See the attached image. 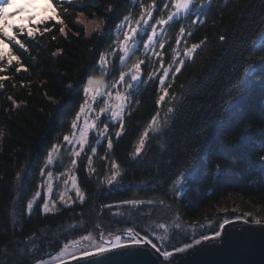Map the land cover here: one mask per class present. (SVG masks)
<instances>
[{
  "label": "trees",
  "instance_id": "1",
  "mask_svg": "<svg viewBox=\"0 0 264 264\" xmlns=\"http://www.w3.org/2000/svg\"><path fill=\"white\" fill-rule=\"evenodd\" d=\"M70 2L73 6L63 5L67 14L59 9L63 25L56 20L37 24L39 31L33 37L27 36L26 29L24 33L14 29L24 47L14 41L8 44L20 57V63L13 61L9 65L7 57L0 61V264H36L97 228H134L150 236L149 228L182 224L232 195L263 206L264 170L258 161L264 156V89L258 84L248 91L222 135L213 128L202 153L203 171L197 180L181 197H175L172 185L179 181L197 142L206 135L203 129L208 128L213 117L219 119L221 96L232 87L230 81L235 82L241 75L249 56L264 53V0H211L198 19L192 14L165 25V37H160L163 53L133 60L134 64L143 61L141 73L143 83H147L127 93L121 136H115L119 123L103 114L99 124L105 121L108 133L101 138L92 132L89 144L76 158L63 137L73 132L72 122L85 102L84 89L91 78L109 84L113 81L111 76L119 73L121 59L117 47L123 35H119L118 26L125 16L137 22L153 0ZM165 3L169 4L167 9ZM155 4L150 20L167 18L170 0H155ZM81 16L99 21L101 27L89 32L79 22ZM193 19L197 22L192 23ZM182 26L183 35L179 32ZM60 27L65 28L63 33ZM221 35L225 41H220ZM177 37L185 48L201 40L205 43L191 55L182 50L176 61L173 49ZM100 53L108 57V66L103 69L97 64ZM177 67L181 68L179 73L175 72ZM165 69L168 76L161 84L159 78ZM164 89L168 94L158 104ZM153 116H157V124H152ZM246 128L250 131L242 138L241 132ZM146 130L149 135L142 155L135 158V148ZM108 136L113 140L112 149H108ZM53 145L58 148L55 170L69 166L73 159L77 161L74 168L85 199L76 196L69 203L57 199L55 207L45 212L42 194L29 212L28 200L40 189L44 173L52 168L47 156ZM92 148L96 151L92 152ZM112 161L120 166L122 177L115 186L107 184ZM214 165L225 169V174L215 173ZM60 187L57 182L54 200ZM131 200L144 203H123ZM236 213L227 210L211 217L215 219V230L224 218H234ZM200 231L189 232L185 226L174 230L165 241V248L172 250L189 244Z\"/></svg>",
  "mask_w": 264,
  "mask_h": 264
},
{
  "label": "snow or ice",
  "instance_id": "2",
  "mask_svg": "<svg viewBox=\"0 0 264 264\" xmlns=\"http://www.w3.org/2000/svg\"><path fill=\"white\" fill-rule=\"evenodd\" d=\"M11 2L12 0H0V61H3L4 58L7 57V63L9 65H12L13 61L19 64L20 57L16 56L11 50V48H9L8 42L14 41L15 45H18L20 48L24 47L21 40L17 37L14 29L18 28L20 33H24L26 29L28 37H33L36 34V32L39 31L38 28H33L23 23L17 25L8 22L9 17L15 15V13H9L6 10V6ZM65 3H68V6H73L70 0H56V2H54V0H47V5L41 9V11L45 13V15L40 16L39 13L32 12L27 17H22L21 19L22 20L27 19L30 24L33 21H35L37 24H44L46 21L56 20L58 23L63 25L64 20L61 18V11L59 9H62L63 13L67 14V8L63 7ZM170 3L172 6H174L175 12H169L167 19L161 18L157 21V24L161 26L168 25L171 22L175 21L178 17L186 18L188 15H192V14H195L198 19L199 14L203 11L204 6L206 4H210L211 0H170ZM28 4L31 5V0H28ZM193 4L197 5V7L193 8L192 7ZM75 6H81V5H75ZM153 7H156L155 0H153V4L149 6L148 9H145L141 12V21L144 24H148V21L144 20L145 15H147L148 18H152L151 9ZM164 7L165 9H167L169 7V4L165 3ZM49 9H51V13H52L51 15H47ZM109 10H111V6H109ZM16 11L25 12L27 11V8L19 7L16 9ZM128 19L129 17L127 16L124 17L125 22H127ZM197 19H193L192 23H196ZM141 21H138L137 23L139 24ZM150 26L152 28V34L148 36V42L145 44V47L151 46L153 37L156 35V25H150ZM59 30L60 32L63 33L65 31V28L60 27ZM44 31L47 32L48 29L45 28ZM129 32L138 35L137 28L130 27ZM179 32L181 35H183L185 33V28L182 26L179 29ZM131 38L132 37L129 35V33L124 34V40H123L124 55L120 57L121 60H123L125 56H130V52L128 50L127 44ZM219 39L220 41H225L226 37L224 35H221ZM261 40H264V36H261ZM179 43L180 41L177 40V44ZM204 43L205 41L201 40L199 44H193L191 48H186L185 55H191ZM160 47L164 48V44L161 43ZM135 50H138V48L133 49V51ZM157 55H159V53H157ZM241 59H245V58L241 57ZM142 63L143 61H137L135 64L132 65V69H130L129 74L131 76V81L133 82V88L138 87V85L142 82L141 79ZM97 64L98 67L100 68H103L104 65L106 64V56L104 53H100ZM179 64L183 65L184 61L180 60ZM246 65L247 66L242 69L241 75L237 77L235 82L230 81L232 87H230L221 96V100L218 108L219 119L217 120L215 117H213L208 125V128L203 129L206 135L204 136L203 140L197 142L198 147H196L193 150L190 161L188 162L187 166L183 169V171L180 173L179 181L173 183L172 191L174 192L175 197H181L184 191L191 185V182L197 180V178L202 174L203 171L202 153H204L208 145L209 137L213 135V128H215V131L217 133L222 135L223 131L227 130V126L234 119V114L242 107L243 101L248 91L251 90L257 84L261 89H264V53H261L258 56L256 55L249 56L246 59ZM21 67H23V64H21ZM2 70L3 69H0V71ZM16 71H20V68H17ZM180 71H181L180 67H177L175 69V72L177 73H179ZM125 76L126 74L124 72H121L119 75V80L116 81V83L118 84L124 81ZM167 76H168V69H165L164 75L159 78L161 84L164 83V78ZM144 83L147 82L145 81ZM89 84H91V81H89ZM0 87H2V84H0ZM71 87L72 85L69 84V88ZM88 91H89L88 88L84 89L85 94H87ZM167 94H168V90L164 89V95H161L159 97L157 103L159 104L160 102L164 101L165 96ZM116 99L120 101V103L116 106V109L112 111V118L119 123L120 130L115 132V136L119 138L122 132L124 131V122L121 114L125 109L126 97L117 92ZM213 107H216V105H213ZM84 111H85V105L81 104L80 111L77 112L76 114L77 120L80 118V114ZM104 111L105 109H101L102 113ZM209 111H211V109ZM168 112L172 113L173 109L169 108ZM152 124H157V116L152 117ZM90 127L94 128L96 127V125L95 124L89 125L88 122L85 121V126L80 132L81 141H83L87 137L88 130ZM72 128L73 129L77 128L76 120L72 122ZM108 128H109L108 124H104L103 130L101 132L102 136L108 133ZM249 131L250 129L248 128L244 129L241 132V137L243 138L245 135H247ZM0 135H3L2 131H0ZM148 135L149 132L146 130L144 134L141 136L139 140V145L135 148V158H139L142 155V150L145 147V141ZM63 139L64 141L71 143L68 135H64ZM107 145H108V149L113 148V140L111 136L107 137ZM81 148H83V143H81ZM57 150H58L57 145H53L52 150L48 153L47 156V160L49 163H51L53 159L52 152ZM91 151L95 152L96 148H92ZM77 155H79V153H77ZM76 163L77 161L73 159L72 164L75 165ZM89 163H91V159H89ZM258 163L261 166V169L264 170V156L259 157ZM119 168L120 166L115 161L111 162V169H110L111 176L107 178V184L109 186H115V184L118 182V178L122 179V177L120 176ZM214 169H215V173H219L221 176H223L226 171L225 169L221 168L219 165H214ZM41 172L42 173L44 172L43 168L41 169ZM48 175L50 176L51 173L49 172ZM19 176L20 174L17 173V178H19ZM214 178H216L215 174H214ZM73 186L74 187L76 186L75 180H73ZM76 195L82 201L85 199L78 187L76 189ZM37 196H39V193H35L32 199L28 200L27 209L29 210V212L32 210L33 203L36 200ZM123 203L131 204V205H142L144 201L131 200V201H125ZM148 203L151 204L152 201H148ZM107 207H111V205H108ZM43 208L45 212L51 211L49 204L47 202L43 204ZM252 222L258 225L264 224V221L260 219H254ZM229 223L230 221L228 219H224L223 222L219 223L218 230H213L211 235H201L200 239H194L193 244H184V246L180 248L173 247L171 251L165 248L164 236L158 237V243H159L158 246V243H153V240L150 239L148 235H141L134 228H129L126 231L121 230L119 233L107 232L105 230L97 228L96 229L98 233L97 236L94 237L92 236L91 233H89L88 235L81 237L79 240H73L65 244L61 249V252L65 255H71L73 259H76L77 253H79L77 264H114V261L112 259L113 257L117 255H134L144 246H150L163 258L161 260V264H175V260H174L175 253H183L188 249L192 248L193 245H201L202 242H213L223 239V233L226 231V226L229 225ZM177 227H179V225H177ZM152 235L155 236L156 233L153 232ZM37 264H40V262L38 261Z\"/></svg>",
  "mask_w": 264,
  "mask_h": 264
},
{
  "label": "rangeland",
  "instance_id": "3",
  "mask_svg": "<svg viewBox=\"0 0 264 264\" xmlns=\"http://www.w3.org/2000/svg\"><path fill=\"white\" fill-rule=\"evenodd\" d=\"M47 5V0H31V5L28 4V0H12L10 3V9L6 7L7 11L9 13H15V15H12L9 17L10 22H16L17 24L23 23L30 27H33L35 24H37L35 21H33L31 24L27 19H21L22 17H27L30 13L36 12L39 13L40 16L45 15L41 11L42 8H44ZM19 7H26L27 11L25 12H17L16 9ZM169 12H175L174 6L171 5ZM51 9H49L47 15H51ZM169 14V13H168ZM180 18V17H178ZM167 19V18H165ZM144 20L148 21V24H144L141 21V16L139 17L138 21H141L139 24L137 22H134L135 20L132 19V17H129L128 21L125 22L124 20L119 25L118 33L121 37L120 44L117 47L118 50L121 52V56L124 55L123 52V40H124V34L129 33V35L132 37L127 44L128 50L130 52V56H125L123 60L120 59V69H118V74L115 75V73L112 74L111 80H113L110 84L100 81L97 78H91L89 81H91V84H87L86 88L89 89L88 93L85 94V111L80 114V118L77 120V116L74 120L77 121V128L73 129V132L70 134H67L69 136V140L71 143L65 141L66 146H69L70 150L69 152L74 156H71L73 158H76L79 153V155L85 150L86 146L89 144L92 132L97 133L101 138L103 137L101 135V132L103 130L104 124H106L105 121L99 124V118L103 114L108 115V119H112V111L116 109V106L120 103L116 99L117 92L121 95L126 97L125 104L127 102V93L133 89V82L131 81V76L129 74L130 69H132V65L134 64V59L139 58L142 55H146L148 57H156L157 52L161 55L163 53V48L160 47V37L164 38V26H161L157 24V21H151L150 18L147 17V15L144 16ZM79 22L83 23L86 27V29L89 32L96 31L101 27V24L99 21H88L85 20L84 16H81L79 18ZM134 23V25H133ZM150 25H156V35L153 37V41L150 47H145V44L148 42V36L152 34V28ZM99 26V27H97ZM130 27L137 28L138 35L132 34L129 32ZM177 40H181L180 37H177L175 45H174V53L173 56L176 59V61L182 56V50L185 51V47H183V44L180 42L177 44ZM172 47V46H171ZM134 48H138V50L133 51ZM140 53H137V52ZM153 53V54H150ZM108 57L106 56V64L104 66H108L107 63ZM175 63V60L173 61ZM103 69V68H102ZM121 72H124L126 74L124 81L120 83H116V81L119 80V75ZM107 74V72H105ZM114 76L117 78L114 79ZM141 79L142 82L138 85H143V74L141 73ZM136 88V87H134ZM101 109H105V111L102 113ZM122 115V114H121ZM85 121L88 122L89 125L95 124L96 127H90L88 130L87 137L81 141L80 132L85 126ZM116 121V120H115ZM81 143H83V148H81ZM58 151L52 152V168L48 169L44 173V180L40 184V189L37 193H39V196L36 197V199L40 198L42 194H44L45 202L49 204V207H55L57 203V199L60 201L70 202L73 200L74 197H76V189L79 187V182L77 178V174L75 172V168L72 163L69 166H63L58 170H55L54 167V158L57 156ZM51 173L49 176L48 173ZM73 180L76 181V186H73ZM60 182L61 187L59 194H57L56 199H53V195L55 192V186L56 183ZM81 191V190H80ZM63 197V199H62ZM36 201V200H35ZM34 201V203H35ZM44 202V203H45ZM33 203V205H34ZM227 210H233L238 213H236V217L234 218H242L247 222H251L254 219H260L264 221V205L263 206H256L252 204L251 202L244 200L238 195H232L228 199L221 202V204L217 205L214 209H210L207 212H204L201 214V216L197 218H189L188 220L182 222V224H179L176 222L171 223L169 225L166 224H160L158 226H155L152 229L149 228L151 235L149 238L153 240L154 243H158V237L164 236L165 241L168 240L169 235L174 232V230L182 229L183 226H185V229H188L189 232L199 231L202 229L206 232L201 233L200 231L198 236L195 239H200L201 235H211L212 231L215 230L216 223L215 219H212L211 217H214L218 213L226 212ZM229 219V218H224ZM223 219V220H224ZM222 220V222H223ZM179 225V227H177ZM163 226V227H162ZM102 229V228H101ZM129 228L126 229H118V230H105L107 232H113V233H119L121 230L126 231ZM218 230V228L216 229ZM155 232L156 235L153 236L152 233ZM98 233L93 232L92 236H97ZM107 238V237H106ZM192 240L189 244H193ZM159 246V243H158ZM183 247V246H181ZM180 248V247H179ZM163 250V249H162ZM77 258H79V253H77ZM71 255H65L61 252V250L52 255L51 257L47 259H43L40 261V264H61L64 261L72 260ZM37 264V263H36Z\"/></svg>",
  "mask_w": 264,
  "mask_h": 264
},
{
  "label": "water",
  "instance_id": "4",
  "mask_svg": "<svg viewBox=\"0 0 264 264\" xmlns=\"http://www.w3.org/2000/svg\"><path fill=\"white\" fill-rule=\"evenodd\" d=\"M237 219H228L223 239L175 253V264H264V224ZM77 259L61 264H77ZM112 259L114 264H161L163 258L150 246H144L134 255H117Z\"/></svg>",
  "mask_w": 264,
  "mask_h": 264
},
{
  "label": "flooded vegetation",
  "instance_id": "5",
  "mask_svg": "<svg viewBox=\"0 0 264 264\" xmlns=\"http://www.w3.org/2000/svg\"><path fill=\"white\" fill-rule=\"evenodd\" d=\"M140 234H142V233H140ZM142 235H146V234H142ZM151 239V238H150ZM154 243V242H153Z\"/></svg>",
  "mask_w": 264,
  "mask_h": 264
}]
</instances>
